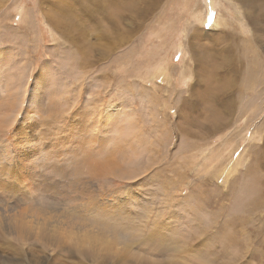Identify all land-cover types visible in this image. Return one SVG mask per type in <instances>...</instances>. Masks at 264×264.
Returning a JSON list of instances; mask_svg holds the SVG:
<instances>
[{
  "label": "rangeland",
  "instance_id": "1",
  "mask_svg": "<svg viewBox=\"0 0 264 264\" xmlns=\"http://www.w3.org/2000/svg\"><path fill=\"white\" fill-rule=\"evenodd\" d=\"M263 115L264 0H0V264H121L114 240L34 237L91 204L194 216L198 264H264Z\"/></svg>",
  "mask_w": 264,
  "mask_h": 264
},
{
  "label": "bare ground",
  "instance_id": "2",
  "mask_svg": "<svg viewBox=\"0 0 264 264\" xmlns=\"http://www.w3.org/2000/svg\"><path fill=\"white\" fill-rule=\"evenodd\" d=\"M248 1L250 2V0H248ZM218 25L219 24H217V26ZM251 63L255 64V62H251ZM254 64H252V65H254ZM256 68H257V66H256ZM254 72H255V65L251 69V71L249 72L250 80L246 78V80L243 81L245 83H243V85H242L243 87H241V92L242 91L245 92V91L251 90V89L254 90L257 86L260 85L261 82L258 81V79H257V73L255 75L256 77L253 76ZM183 77L187 78L188 76L184 75ZM261 89H263L262 86H261ZM245 99H246V97H245ZM31 101L36 102V99L31 98ZM246 102H247V100H246ZM263 117H264V115L262 116V118ZM259 121L260 122L262 121L263 122L262 124H264V119L263 120L260 119ZM58 122H59V120L57 121V123ZM260 126H262V125H260ZM258 129H259V127H258ZM255 134H258V133L256 132ZM260 134H262V133H260ZM262 152L264 153V146H263ZM260 167H261V165H260ZM73 173H74V176L72 177V179L75 180V178L78 175V169H75ZM61 174L64 175L65 171H62ZM166 184H168V183H166ZM186 184H188V183H186ZM162 187L166 188V186L165 187L162 186ZM193 192L195 193L194 187H190L188 196H191V195L193 196L194 195ZM208 197L210 198V197H212V195L208 193ZM220 197H221V195H220ZM183 206H184V208L185 207L188 208L187 204H183ZM252 209L255 210V207H253ZM90 210L92 211L91 212L92 216H83L82 220H88V221H87V224H82L79 226V228L70 227V229L67 231L57 230L55 232H51L49 234V236L35 234L34 237L37 239H39V238L47 239L48 240L47 242H49V238H50L52 240V242H50V243L56 242V244L59 243V240L65 239L67 242H69L71 245H73L78 251H81V249H84L91 242H93L94 244H98L101 242L103 244V246H106V245H108V243L111 240H114L115 241L114 247H117V246L122 247L123 252L125 253L124 259L121 262V264H191V263L198 264L197 262H201L202 260H204L203 259L204 256L208 257L207 249H209V246L207 248H205V246L207 244H209L208 240H210V237H208V235L205 233V229L202 228L203 224L200 225V224L194 223L195 222V220L193 219L194 216H188L189 219L187 218V220H182L181 216H175V215L167 216L166 217V220H167L166 221V227H165V224L163 222V219H164L163 216H154L153 218H150L148 220V222H146L145 218H148L149 216H142V212L144 211L143 206H142V211L140 210L134 216H129L122 208L117 209L116 206H110V207H104L103 208V207H99L96 205L93 206V204H91ZM250 212L252 213L254 211L252 210ZM4 217H7L9 219V221H12V219H13L12 216H0V222L3 221ZM17 217H24V216H17ZM37 217L39 219V216H37ZM53 218L54 217L49 216V222H51L53 220ZM239 222L242 225L244 224V221L241 219ZM16 223L17 222H15L13 226L7 228V230H10V232H12V234L17 235V239L19 238V240H22V241L29 240L27 233L30 232V230H31L30 227H28L27 225L22 226V225H19L18 223L17 224ZM179 225H182L184 228L183 229L180 228ZM18 226H19V229H17ZM15 227H17V228H15ZM12 228L15 230L13 231ZM185 229L187 230L186 231L187 233H188V230L189 231L195 230L196 233L192 234L190 236L189 234L185 233ZM39 230H40V226H37L36 231H39ZM3 231H6L4 227H3ZM181 231H183V233H185L186 236H188L185 240L180 238V236L178 237V235H180L179 232H181ZM9 237L11 238V236H9ZM10 238H8V239H10ZM24 238H27V239H24ZM17 239H16V241L19 242ZM235 240H234V242H235ZM133 245H135L137 247L138 253H136V255L129 252V249H131V247ZM238 245H240V242L238 243ZM244 246H243V248L245 249ZM93 251H95V250H93ZM121 252H122V250H121ZM142 252L144 254H146L147 256H145ZM240 252H241V250H240ZM244 252L245 251L243 250V253ZM136 256L141 258V259L137 260ZM22 257L24 258V256H22ZM125 259H129V260L124 261ZM155 259H158L159 261L157 262ZM228 259L229 258H227L225 261H228L230 263L231 260L229 261ZM24 260H25V258H24ZM215 260L222 261L220 258H215ZM232 260H233L232 264H234V263L239 264L240 263L239 262L240 260L237 259V256L235 259H232ZM12 261L6 260V262H9V263H11ZM205 261L207 263H203V264H209L211 260L208 261L205 259ZM259 261H260V259H259ZM16 262L18 263V261H16ZM26 262H28V260ZM29 262H31V264H32L31 260H29ZM20 263L21 262L19 261L18 264H20ZM241 263L243 264L244 261ZM220 264H222V263H220Z\"/></svg>",
  "mask_w": 264,
  "mask_h": 264
},
{
  "label": "snow or ice",
  "instance_id": "3",
  "mask_svg": "<svg viewBox=\"0 0 264 264\" xmlns=\"http://www.w3.org/2000/svg\"><path fill=\"white\" fill-rule=\"evenodd\" d=\"M3 165H4V159L2 154H0V180L3 178Z\"/></svg>",
  "mask_w": 264,
  "mask_h": 264
}]
</instances>
